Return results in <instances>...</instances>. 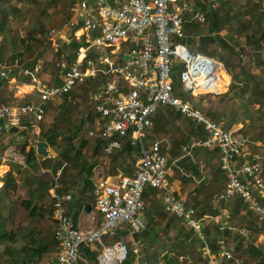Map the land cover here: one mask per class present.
<instances>
[{
	"label": "built area",
	"instance_id": "2783aa9c",
	"mask_svg": "<svg viewBox=\"0 0 264 264\" xmlns=\"http://www.w3.org/2000/svg\"><path fill=\"white\" fill-rule=\"evenodd\" d=\"M202 4L215 8L217 0H71L69 17L59 28H50L48 32L53 49L59 47L55 41L59 36L65 39L64 43L75 40L80 44L70 64L65 61L66 52L60 54V83L42 82L35 72L37 69L31 71L17 64L0 69V79L11 76L14 71L30 76L37 98L36 101L17 104L0 102V131L18 125L23 117L42 120L49 101L67 95L77 84L99 72L111 73L105 85L91 94L92 109L97 116L88 135L93 139L100 136L109 140L105 147L108 152L119 147L125 137L138 150L139 160L134 173L120 175L115 180L99 179L94 184L95 210L100 220L93 227L81 228L75 224L66 207L73 191L62 190L60 172L54 174L52 217L58 250L52 264H77L83 246L100 243L104 235L114 236L120 229H125L130 236L132 264H146L142 262L141 254L145 243L134 238L145 227L142 196L146 187L161 192L163 209L182 219L197 237L203 239V222L196 209L178 198L170 187L168 175L173 172V163L161 150L159 142L147 144L144 139L152 127L154 113L166 107L203 130V136H195L182 146L185 153L195 147L219 151L221 167L227 178L213 208L239 196L259 222H264V151L260 154L249 151L247 134L237 135L236 129L224 128L180 95L196 91L219 93L217 61L203 54H193L180 42L187 18L206 22ZM186 14L187 18L184 17ZM89 50H94V59H99L100 66L105 67L94 64V59L88 57ZM175 66H182L178 73L179 87L172 74ZM193 70L198 73L192 75ZM204 218L215 221L220 231L248 234L245 228L230 222L225 207ZM217 244L218 255L211 253L204 244L207 264H222V260L233 257L225 238H220ZM110 253L115 256L110 257ZM126 257V244L118 242L104 246L98 260L100 264H120Z\"/></svg>",
	"mask_w": 264,
	"mask_h": 264
},
{
	"label": "trees",
	"instance_id": "16d2710c",
	"mask_svg": "<svg viewBox=\"0 0 264 264\" xmlns=\"http://www.w3.org/2000/svg\"><path fill=\"white\" fill-rule=\"evenodd\" d=\"M70 1L14 0L15 3H12V0H0V49L17 34L14 30L15 28L10 23L13 21L21 22L22 5L33 6L37 10V14H41L42 16L46 15L50 19V22L52 16L47 14L49 6L56 7L61 5L60 12L62 10L65 12L63 17L55 25L49 26L43 21H35V24L27 29V36L16 35L15 40L12 41L14 48L12 47V52L8 57L9 59L3 60L0 53V59L4 62L0 60V67L14 66L17 64L31 71L37 69L35 72L45 82L47 78L41 77L40 73L43 71L41 58L45 56L47 49L44 50L43 47H40L43 43L41 36L47 34L50 28H59L69 17L68 7ZM18 2L21 4L18 5ZM201 7L206 15L208 24L207 33L202 35L201 27L199 26L201 23L195 19L188 20V15L186 14L184 17L187 20L183 23L184 37L181 40L189 49L192 47L194 50V47L197 46L199 54L211 58L218 57L223 62L225 68L231 75L228 91L235 89L239 83L242 84L243 88L250 86L255 90L257 79L246 70V64L243 62L241 52L242 49L251 47L256 56L260 57L259 53L264 47V0H244L243 3L239 0H217L215 8H207L204 4ZM223 29L226 30L225 34L221 33ZM242 34H244L245 41L243 47H236L230 43L233 38L232 36L236 37ZM35 42L38 44L36 56L26 61L21 59L25 52L31 50ZM45 42L50 45L49 38ZM210 43L218 45L224 51L220 53L215 48L209 50L208 45ZM17 44L23 47V49H18ZM68 44L70 45L66 47ZM79 47L80 44L78 42L71 40L69 43H63L57 49H54V52L58 58L62 52H66L65 61L67 64H70L74 61ZM190 51L193 54H197V52H193L191 49ZM88 57L92 59L96 57L94 50L88 51ZM38 66L40 67L37 68ZM181 67L175 66L172 69L176 86L178 82L175 79V74L180 71ZM237 69L239 70L237 71ZM109 74L112 76L111 73ZM12 75L17 78L21 76L16 71ZM102 75L104 74L99 72L95 77L85 79L84 82H87L88 86L93 87L92 92L100 84L94 83V79L100 78L99 76ZM29 78L30 76H27L25 79L30 81ZM58 78V74L55 73L47 81V84L60 83L61 80ZM4 79H0V86L3 84ZM97 81L100 80L98 79ZM71 91L58 102L57 105L61 107L54 121L45 123L43 119L37 121L30 117H23L20 119L18 125L0 131V162L5 149L10 144L15 143L17 138H20L15 145H17L16 148L23 155L24 165L19 168L18 172L20 178L23 179V186H26V193L24 195L20 196L17 194L21 185L17 182L11 169L3 176L0 186V204L5 207V199L8 198L11 200L9 212L7 214L0 212V244H2L0 255L2 253L5 254L7 260L12 264H44L47 258H51L50 256H53L58 250V242L54 237L55 220L52 217L53 197L49 192V187L53 184L54 180L52 174L57 172L58 168H63L65 162L71 164V166L79 167L77 169V181L72 182V185L63 184L61 171L59 181L62 184V190H71V188L74 190L76 186L78 188L77 192L88 193L89 191H93V168L95 163L98 162V158L94 159V153L106 147L109 140L103 139L100 136L95 137L92 144L93 151L90 157L82 153L83 145L88 144V135L82 137L79 145L70 142L68 144L69 146L65 144L67 146L59 151V143L56 142L60 132L58 123L59 121L68 123V120L72 119L69 108L72 105H76L73 104V101H68V95H73ZM0 102L6 103L3 95H0ZM92 107L93 104L89 105L87 116L73 117L72 121L74 122L76 120L77 124L72 131H68L69 140L73 139L75 134L83 130L85 123L93 119L95 120L97 114L93 111ZM47 108L48 106L46 105L45 109L47 110ZM179 115L182 116L173 110L167 114V118L164 115L158 116L156 120H153V131L157 130L159 125L163 124L166 119H176L180 117ZM207 115L211 116V114ZM67 117L68 120H66ZM211 117L214 118L213 116ZM36 128L39 129L37 134L34 133ZM186 131L187 135L185 134L184 136L183 132L181 135L176 136H174L173 132L170 134L169 138L171 143L169 152L173 156L179 154L178 148L181 145L189 142L190 133H195L196 136H203L201 127L190 120L188 121ZM32 138L46 141L49 147L57 149L56 155L46 156L44 158L41 156L38 157L34 147L36 142L32 144ZM28 145L30 147L26 150V146ZM114 150H116L114 153L109 154L111 162L115 165L112 168L115 169V167L119 166L122 169V173L132 174L133 172L130 170L131 166L139 158L137 148L131 145L129 138L125 137L121 140L120 147L114 148ZM216 151L218 150L216 149ZM181 162L182 160L179 161V164ZM38 166L40 167L35 168ZM47 168L52 170L51 174ZM212 169V184L218 182L220 179H225L224 184H222L224 186L227 176L225 170L221 167L220 158L219 163H215ZM73 184L76 185L74 186ZM223 190L213 195V202ZM157 193L158 190L146 187L142 196L146 202L144 210L145 227L141 232L135 234L136 239H141L145 243V246L141 250L142 262L146 264H207V256L203 248L204 244H207L211 253L218 255L217 241L220 238H225L227 245L233 248V257L229 260H222V264H264V244L257 240L258 233H264V222H259L255 214L247 208V204L241 197L235 196L227 202H220L215 209L213 208V202L205 208L200 207L198 209L195 207L198 217L203 222V239H201L194 234L193 230L182 219L165 211L162 202L156 203L153 197ZM13 194L16 196L14 197ZM69 204H71V200L66 204V207L68 212L72 213L71 205ZM218 207L227 208L230 222L239 228H245L248 234L242 235L239 232L230 230L220 231L215 221L204 218L205 215H215L218 212ZM173 227L175 228L174 231L169 233ZM162 233L166 235L168 240L165 245H161L158 240ZM125 234V229L118 230V233L114 236L115 241L120 240V237ZM229 240L233 247L230 246ZM125 244L127 246V257L120 264H132L133 255L131 253V246L127 242ZM90 245L83 246L81 252L84 256L88 257L92 264H97L99 250L97 248L92 249ZM97 245L101 246L99 243ZM152 247L155 249L149 253L148 248Z\"/></svg>",
	"mask_w": 264,
	"mask_h": 264
},
{
	"label": "crops",
	"instance_id": "0c3cea01",
	"mask_svg": "<svg viewBox=\"0 0 264 264\" xmlns=\"http://www.w3.org/2000/svg\"><path fill=\"white\" fill-rule=\"evenodd\" d=\"M183 44H185V43H183ZM187 48L189 49L188 46H187ZM197 53H199V52H197ZM263 56L264 55H262V54L260 55V57L262 59H264ZM212 58L215 59L217 61V64H218V71L217 72H218V74H220L219 84L222 87V90H221L222 92L219 91L220 93H205V92H197L196 91L195 93L182 92V93H180V95L182 98H187L188 100H190V102H192L196 106L200 103L202 106L201 108H203V106L209 107L208 111L205 113L211 114V116H213V117L217 116L218 118L214 117L213 119L217 120L220 124H222L223 127H225V125H227V126H230L231 129H236V130L242 132L243 134H246L245 131L243 130L244 125L241 123V121L238 120V118L235 116L234 113L231 112L230 115H228V117H227L228 120L226 119V121H227L226 124L224 123V119L226 118L224 113L219 112V114L216 115V113H217L216 110L220 111V107L222 108L223 105L219 104L216 101L217 97L215 95H220V97L222 98L223 97L222 94H224L225 92L228 91L229 85L231 82V75L227 71V69L225 68L223 62L218 59V57L217 58L212 57ZM242 58L244 59L243 56H242ZM257 60H259V59H257ZM245 64L250 65L251 63H246V61H245ZM256 64H258V63L256 62ZM256 64L254 66L255 69L253 70V71L257 72L256 73V79H257V83H256V109H262L264 112V72H262V77L259 76L260 75L259 73H261V72L258 71V68H257L258 65H256ZM101 65L103 66V64H101ZM252 66H253V64H252ZM4 67H7V66H1L0 69H2ZM178 73L179 72H176L175 79L177 80V82H178L177 86L179 87L180 83H179ZM18 77H19V75H18ZM26 77L27 76H25V75H21L19 78H17L16 76L11 75V76H9L3 80V84L0 86V92H1L0 95H3V98L6 100V103L17 104V103H26V102H29L32 100H34V101L37 100L36 95L34 94V91H33V84L30 83V81H27L25 79ZM42 82H44V81H42ZM71 94H74V91H71ZM207 96H211V98L213 99V102H216L213 104L214 107L209 106L208 102H206ZM75 98L76 97L74 95H71L68 98V101H74L75 100V102H76ZM88 98L90 100V105H91L92 104V96L90 95V97L88 96ZM61 100H62V97L57 98L54 101H49L47 103V106H48V108L46 110L47 114H45L46 123L52 122L56 119V114H57L56 111L59 110L61 106L55 112H52L51 106L53 104L57 105L58 102H60ZM81 100L79 102H81ZM230 100H231V97H230ZM76 104H77V102H76ZM54 107H58V106H54ZM170 111H173L172 109H170V107H166V108L157 110L153 115V120H156L157 117L160 115H164L167 118L168 117L167 114H169ZM77 115L78 116L80 115V117L81 116L82 117L87 116L88 111H86V107L80 111V114H77ZM77 115H74V116H77ZM71 116H72L71 118L73 119L74 116L73 115H71ZM183 118L186 119L185 117H183ZM72 119L68 120V117H67L66 120H68V123H64L62 121H59V123H58V126H60V129H59L60 132H59L58 137H57V140L59 142V147H58L59 151H61V149L66 147L70 142H72L73 144L79 145L82 138L80 139L78 137H80V135H82V137L83 136L85 137L87 135L86 132H88L90 129H93V127L95 125V120L94 119L92 121L90 120L89 122L84 124L85 128L83 127V130L81 132L75 134L74 138L69 140L68 131H70V130L72 131L74 129V126L77 124L76 120H74V122H73ZM167 120H169V119H166L165 122H167ZM186 120L189 121L188 119H186ZM237 124H239V126H237ZM232 125H236L235 128H233ZM22 129H24V128H22ZM153 129H154V122L152 124V127L147 130L146 136L148 138L154 137V138H150V139H153L152 140L153 142L157 141L160 143L161 150L166 154L169 161L172 163H175V164L177 163L180 166V168H178L179 170H177L176 172H172L171 174L168 175V181H169L170 187L174 191L175 195L178 198H180L181 200H183L186 204L192 205L194 208L197 207L198 209H200V207L203 208L204 206L211 205L213 202V196L212 197L210 196V190H211L210 187L212 185L211 181H212V176H213L212 167L214 166L215 163H219V158H220L219 152L218 151L215 152L216 149H206L203 147H195V148H192L189 152L185 153L182 150V146L187 144V143H185V144L181 145L180 148H178L180 150V151L178 150L179 154L176 156H173L171 154V152H169L170 151V149H169L170 143H171L170 138H168L164 132H163L164 134H161L159 129L152 131ZM185 130H186V128H185ZM185 130H183L182 132L187 135V131H185ZM38 131H39V129L36 128L34 130V133L37 134ZM82 132H84V133L81 134ZM261 132H260V134H256V141L251 140L250 136L247 134L249 136V139H250L249 151L256 152V154H260V153H262V151H264V131L261 130ZM195 136H196L195 133H193V134L190 133L189 142ZM19 139L20 138H17L16 140L19 141ZM32 140L34 142H36L34 144V147L36 149L38 141H41V140H36V138H33ZM33 141H31L32 144L34 143ZM252 141L256 145V150L251 146ZM15 143L10 144L5 149L3 156L1 157L0 166H3L4 169L6 168L4 171L5 174L11 169L12 173L16 177L17 182L20 183V185H21L20 189H26V186H23V179L20 178V175L18 172L19 168H21V166L24 165L23 164V155H21L19 150L16 148L17 145H15ZM65 144H67V145L65 146ZM250 146H251V148H250ZM29 147H30L29 145L26 146V150H28ZM90 147H91V145L87 148V143L85 145H83V147H82V153L83 154H85V151L90 150L89 151L90 153L87 155V157H90L92 154V151H93V149H90ZM46 149L49 153L47 156H51V155L55 154L54 151H52V149L48 146V144L46 145ZM115 151L116 150H114V148H113V149H111V151L108 152L105 150V147H104L103 149H100L99 152L97 151L96 153H94V159L98 158V162H96V163L94 162L95 165L93 168V170H94L93 171V173H94V176H93L94 184L99 179L115 180L120 175H129V174L122 173V169L119 166L115 167V169L112 168L115 165H114V163L111 162V160L109 158V154H112ZM18 155L22 158V162H21L20 158L18 157ZM106 155H108V156H106ZM37 156L38 157L41 156L42 158H44L43 155H40L38 153H37ZM138 160L136 161L135 171L137 169ZM181 160H182V162H181V164H179V161H181ZM101 162H103V165L101 164ZM97 167H100L103 171L105 170L106 175L99 177V175L97 173V169H98ZM78 168L79 167L71 166V164L65 162V165L63 166V168L61 170L62 171L61 178H62V182L64 185H72V182H75V180L77 181V169ZM47 170L49 171L50 174L52 173L51 172L52 170H49L48 168H47ZM57 171H58V169H57ZM0 175H1V173H0ZM52 177H53V175H52ZM0 180H1L0 184H2V178H0ZM53 182H54V180H53ZM73 185L75 186L76 184H73ZM71 187H68V188H71ZM52 188H53V184L50 185V187H49L50 194L52 193ZM93 188H94V186H93ZM77 189L78 188H76V186H75L74 190L71 188V191L73 190L74 193L72 192L73 196L71 199V204H69V205H71V211H72L71 216H72L75 224L81 228H89V227L96 226L100 220V216L97 214V212L95 210V198L93 195V191H89L88 193H81V192H77ZM153 198L155 199L156 203L162 202V193L158 191V193L156 195H154ZM144 203L146 206L145 201H144ZM86 204H88L90 206L89 211H86L84 209ZM142 219L145 222L144 212L142 215ZM134 238H135V235H134ZM257 240H258V242L264 244V233H258ZM126 242L129 243V240ZM122 243H125V242L123 241ZM98 255H99V253H98ZM98 255H97V264H100L99 260H98ZM46 262H49L51 264L54 263L55 262V253H54L53 257H51V258L48 257ZM90 262L91 261L88 259V257L81 254L80 259H79L77 264H89Z\"/></svg>",
	"mask_w": 264,
	"mask_h": 264
},
{
	"label": "rangeland",
	"instance_id": "374dc122",
	"mask_svg": "<svg viewBox=\"0 0 264 264\" xmlns=\"http://www.w3.org/2000/svg\"><path fill=\"white\" fill-rule=\"evenodd\" d=\"M241 3H243L244 0H239ZM12 3H15L14 0H12ZM21 3L18 2V5H20ZM58 10V11H57ZM61 11V5H58L56 7L54 6H49V8L47 9V14L51 15L52 16V20L50 22V19L45 15V16H42L41 14H37V10L35 8H33V6H30V5H26V6H23L22 5V8H21V22L20 21H13L12 23H10L11 26H13L15 29V31L17 32L16 35L18 36H27V29L30 27H32L35 23V21H43L44 23H46V25H55L57 24V22H59V19H61V17H63L64 15V11L62 10ZM37 12V13H36ZM36 14V16H35ZM35 16V17H34ZM38 17V18H37ZM233 25H235V23H233ZM201 27V33L202 35L206 34L207 33V21L204 22V23H201V25H199ZM226 30L223 29L221 31V33L225 34ZM67 34V32H65ZM15 36H13L8 42L7 44H5L1 49H0V53H1V57L3 60H8L9 58V55L11 54L12 52V47L14 48V44H13V40H15ZM49 35L48 33L47 34H43L41 36V39L43 40V43L42 45H40V47L44 48V50L47 49V52L45 53V56L42 57V67H43V71L41 74V77H44L46 79L45 82L49 81L53 75L55 73L58 74L59 70H60V66H58V64H61V58L57 56V54H55L54 52V49L53 47L50 45H48L45 40L48 39ZM232 40L230 43H232L234 46L236 47H243V44H244V34L242 35H239V36H232ZM68 38V37H67ZM180 42H183L182 40ZM184 43V42H183ZM35 45H33V47H31V50L30 51H27L25 52V54L22 56L21 59H23L24 61L26 60H29L33 57L36 56L37 54V50L36 48L38 47V44H36V42L34 43ZM70 44L66 45V47H68ZM17 47L18 49H23V47L19 46L17 44ZM198 47H194V50L192 49V47L190 48L193 52H199V50L197 49ZM215 48V50H218L220 53H222L224 50L222 48H220L218 45L214 44V43H210L208 45V49L211 50ZM43 50V51H44ZM45 52V51H44ZM49 53V54H47ZM260 55H264V47L263 49H261ZM244 57L243 59V62L245 64V61L246 63H251L250 65H247V68H246V65H245V68L246 70L255 76L256 78V71H253L255 69V64L256 62L258 64V71L261 72L259 73L262 77V72H264V59H262L261 57H257L255 52L251 49V47H248L246 49H242V52H241V57ZM264 58V56H263ZM111 59L114 61L115 59H113L111 57ZM259 59V60H257ZM1 60V59H0ZM2 61V60H1ZM100 60L99 59H94V64L96 66H99V67H105V66H100ZM252 61V62H251ZM3 62V61H2ZM4 63V62H3ZM58 63V64H56ZM253 64V66H252ZM239 69H237L238 71ZM220 76V74H218ZM100 78H96L94 79V83H100L98 84V86L96 87L97 88H100L101 86H104L105 85V82L111 78L110 74H104L102 76H99ZM245 79V77H243ZM100 80V81H97V80ZM259 80V79H258ZM93 83V82H92ZM87 85V82H83V83H80V84H77L72 90L74 91V96L76 97V102L75 100L73 101V104H76V105H72L70 108H69V111H70V114L71 115H77V114H80V111L82 109H84L86 107V111L88 110V107L90 105V100L88 98L89 95H91V92L93 91V87H90V86H86ZM238 85V86H237ZM236 88L233 89V90H229L227 92H225V94H222L223 97L221 98L220 95H215L217 98H216V101L219 103V104H222V108L220 107V111L216 110V115L220 113H224L225 114V119H224V123L226 124V119L228 120V115H230V113H234L235 116L238 118L239 121H241V123L244 125L243 126V130L245 131L246 134H248L250 136V139L251 140H255L256 141V134H260L261 130L264 131V112L262 109H256V89L254 90L253 87H245L243 88L242 84H237ZM95 89V90H96ZM94 90V91H95ZM218 91L222 92V87L220 84H218V88H217ZM219 92V93H220ZM221 95V96H222ZM90 97V96H89ZM230 97H231V100H230ZM82 99V100H81ZM81 100V102H79ZM206 102H208V105L209 106H213L214 107V103L216 102H213V99L211 98V96H207V99H206ZM54 106H58V105H52L51 106V110L52 112H55L60 106L58 107H54ZM82 108H81V107ZM197 106H199L200 108L202 107L201 104L199 103ZM204 110V112H207L209 107H205L203 106V108H201ZM222 111V112H221ZM57 113H59V110L56 111ZM47 114V113H45ZM215 115V114H214ZM180 116V115H179ZM75 117V116H74ZM76 117H80V115L76 116ZM216 118H218L217 116H214ZM43 121L46 123L45 121V116L43 118ZM188 126V121L186 119H184L182 116H180L179 118H176V119H170L167 120V122L163 123V124H160L158 129L160 130L161 134H166L167 137L169 138L170 134L173 132L174 136L176 135H181L182 131L185 130V128H187ZM233 128H235L236 125H232ZM237 126H239V124H237ZM85 128V126H83ZM226 129L230 130L231 127H228L227 125H225ZM231 130H234V129H231ZM86 131V130H85ZM84 131V132H85ZM153 131V130H152ZM186 131V130H185ZM259 131V132H258ZM84 132H82L81 134H83ZM164 132V133H163ZM87 135H88V132H86ZM235 133L238 135V134H243L242 132L240 131H235ZM262 133V132H261ZM165 135V136H166ZM185 134H183L184 136ZM89 136V135H88ZM84 137V136H83ZM78 138H82V135H80V137ZM150 138H154V137H150ZM148 138L147 136H145V142L147 144H151L153 141V139H150ZM33 139V138H32ZM31 139V141H33ZM95 139L91 138L89 136V139L87 140L88 144H87V148L91 145L90 149L93 148L92 144L94 142ZM253 141L251 142V146L256 150V145L253 143ZM34 142V141H33ZM56 142H58V140L56 139ZM250 146V148H251ZM51 148V147H50ZM52 151H54L55 154L51 155V156H55L56 155V152H57V149L55 148H51ZM90 151V150H89ZM88 150L85 151V154L88 155L90 152ZM180 151V150H179ZM92 155V154H91ZM108 156V155H106ZM18 157L20 158L21 162H22V158L18 155ZM45 157V156H44ZM105 159V158H104ZM138 160V158H137ZM136 160V161H137ZM136 161L135 163L131 166V170L134 172L135 171V168H136ZM22 164V163H21ZM52 164V163H51ZM101 164L103 165V162H101ZM40 166L38 167H35V168H39ZM97 173L99 175V177H102V176H105L106 175V172L105 170L103 171L100 167H97ZM178 168H180V166L176 163H173L172 164V171L173 172H176L177 170H179ZM6 169V168H5ZM5 169L3 168V166H0V173H1V177L0 178H3L4 174H5ZM61 170H62V167L58 168V171L61 173ZM55 173H53L52 175L54 176ZM1 181V180H0ZM224 181L225 179H220L218 182H215L214 184L211 185V190H210V196L212 197L215 193L219 192L220 190L223 189V185L224 184ZM1 186V185H0ZM26 193V189H19V191L17 192V194H19L20 196L24 195ZM13 196L15 197L16 195L13 194ZM11 203V200L10 199H5V204L6 206L3 207L2 204H0V212L4 213V214H7L9 212V205ZM207 206H204L203 208H205ZM98 216V215H97ZM174 227L170 230L169 233H172L174 231ZM115 236V235H114ZM114 236H111V235H104L103 238H102V241L99 243L101 246L97 245L98 242H95V243H92L90 245V247L92 249H98L99 252L98 253H102L103 250H104V246H108V245H113V244H117L118 242H125L129 240V243L127 244H131V241H130V236L128 234H125L123 236L120 237V240L118 241H115L116 239L114 238ZM141 240V239H140ZM159 243L162 245H165L167 243V237L165 234H160V237H159ZM9 243V242H7ZM196 244H198V242H196ZM229 244L230 246L231 243H230V240H229ZM2 247V244H0V248ZM233 247V246H232ZM155 248L152 247V248H148V251L149 253L154 250ZM233 249V248H232ZM161 253V252H160ZM82 254V252H81ZM84 255V254H83ZM50 257H53V256H50ZM159 257H160V254H159ZM183 261L185 262V260L183 259ZM0 264H12L11 262H9L7 260V257L5 256V254H1L0 255ZM89 264H92L91 262Z\"/></svg>",
	"mask_w": 264,
	"mask_h": 264
},
{
	"label": "water",
	"instance_id": "95a60500",
	"mask_svg": "<svg viewBox=\"0 0 264 264\" xmlns=\"http://www.w3.org/2000/svg\"><path fill=\"white\" fill-rule=\"evenodd\" d=\"M55 41H56L57 45L60 46L65 42V39L62 36H59L56 38ZM197 73H198V71H196V70L192 71V75H196ZM46 145L47 144L44 140L38 141L37 146H36L37 153L46 157L49 154L47 149H46ZM84 209L86 211H89L90 206L88 204H86Z\"/></svg>",
	"mask_w": 264,
	"mask_h": 264
},
{
	"label": "bare ground",
	"instance_id": "6f19581e",
	"mask_svg": "<svg viewBox=\"0 0 264 264\" xmlns=\"http://www.w3.org/2000/svg\"><path fill=\"white\" fill-rule=\"evenodd\" d=\"M112 255L115 256V254H113V253H110V254H109L110 257H112Z\"/></svg>",
	"mask_w": 264,
	"mask_h": 264
},
{
	"label": "clouds",
	"instance_id": "9594fccd",
	"mask_svg": "<svg viewBox=\"0 0 264 264\" xmlns=\"http://www.w3.org/2000/svg\"><path fill=\"white\" fill-rule=\"evenodd\" d=\"M96 59V58H95ZM6 79V78H5ZM56 173V172H55ZM1 185V184H0Z\"/></svg>",
	"mask_w": 264,
	"mask_h": 264
}]
</instances>
